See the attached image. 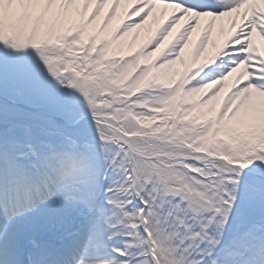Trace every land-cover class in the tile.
<instances>
[{
    "label": "snow or ice",
    "instance_id": "snow-or-ice-1",
    "mask_svg": "<svg viewBox=\"0 0 264 264\" xmlns=\"http://www.w3.org/2000/svg\"><path fill=\"white\" fill-rule=\"evenodd\" d=\"M256 37L264 0H0V264H264Z\"/></svg>",
    "mask_w": 264,
    "mask_h": 264
},
{
    "label": "bare ground",
    "instance_id": "bare-ground-1",
    "mask_svg": "<svg viewBox=\"0 0 264 264\" xmlns=\"http://www.w3.org/2000/svg\"><path fill=\"white\" fill-rule=\"evenodd\" d=\"M119 15V14H118ZM118 22V20H114L111 24H110V28L115 27L116 23ZM229 26V22L227 19H225V27L227 28ZM143 33L141 34V36L137 39L136 44L138 45L142 40H143ZM256 42L258 43V45H260L262 48H264V41H260L258 37L255 38ZM129 40H131V37H129ZM225 92L227 91V89L225 88L224 90ZM223 94V93H222Z\"/></svg>",
    "mask_w": 264,
    "mask_h": 264
}]
</instances>
